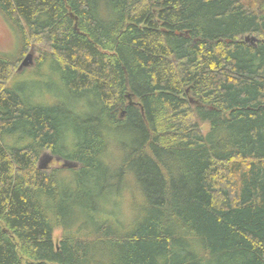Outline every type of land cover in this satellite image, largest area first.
<instances>
[{
	"label": "trees",
	"instance_id": "obj_1",
	"mask_svg": "<svg viewBox=\"0 0 264 264\" xmlns=\"http://www.w3.org/2000/svg\"><path fill=\"white\" fill-rule=\"evenodd\" d=\"M0 13L18 36L0 53V264H264V0ZM33 44L67 108L7 86ZM46 151L61 165L38 168Z\"/></svg>",
	"mask_w": 264,
	"mask_h": 264
},
{
	"label": "rangeland",
	"instance_id": "obj_2",
	"mask_svg": "<svg viewBox=\"0 0 264 264\" xmlns=\"http://www.w3.org/2000/svg\"><path fill=\"white\" fill-rule=\"evenodd\" d=\"M17 44H18V36L16 32L13 30L12 26L8 21L4 18V16L0 13V53L3 54H13L17 51ZM41 51H44L41 49ZM41 51L36 45H32L29 47L27 54H30V59L28 60V64L22 67L20 70L16 68L15 75L12 79L8 82L7 86L11 88H16L21 92L23 89L26 93H31L35 90L38 91L36 86H38L39 90L42 91L41 93L45 95L46 104H57L63 103L64 107L70 105V103L63 98L62 95L58 94L61 90V86L59 83V76H52L49 70V63H45L41 67H36L37 61L41 56ZM26 55H24L21 59L23 60ZM19 67V66H18ZM37 84V85H36ZM189 88V87H187ZM186 88V89H187ZM186 97H192L193 99L197 100L191 91L189 93L186 92ZM40 101V99H39ZM199 102V101H198ZM192 104V103H191ZM193 105V104H192ZM63 106V105H62ZM88 106H84V110L87 111ZM203 131L208 129V124L204 123ZM18 143L21 144L20 139L16 140ZM129 142V141H128ZM51 154L50 151H46ZM61 165V162L53 160L49 163V167H57ZM48 167V168H49ZM128 194H123L120 200V215L121 217H125L128 219L129 217L132 219L136 215V209L132 208V204L130 205ZM119 212V211H118ZM135 213V214H134ZM124 219V218H123ZM53 239L55 243L61 239V229L57 228L53 232Z\"/></svg>",
	"mask_w": 264,
	"mask_h": 264
},
{
	"label": "water",
	"instance_id": "obj_3",
	"mask_svg": "<svg viewBox=\"0 0 264 264\" xmlns=\"http://www.w3.org/2000/svg\"><path fill=\"white\" fill-rule=\"evenodd\" d=\"M257 37L256 36H251V35H246L245 36V41L249 42L251 44H255L257 41ZM30 59V54H27L26 57L22 60V62L20 63L18 70H20L22 67L26 66L28 64V60ZM186 92L189 93V88L186 89ZM129 96V95H128ZM189 101L192 104H197V100L193 99L192 97H189ZM53 155L45 152L44 154H42V156L40 157L39 161H38V168L40 169H46L49 167V163L53 160ZM55 160H58V158H55ZM62 166L64 167H76L77 163L76 162H71V161H64L62 163Z\"/></svg>",
	"mask_w": 264,
	"mask_h": 264
},
{
	"label": "flooded vegetation",
	"instance_id": "obj_4",
	"mask_svg": "<svg viewBox=\"0 0 264 264\" xmlns=\"http://www.w3.org/2000/svg\"><path fill=\"white\" fill-rule=\"evenodd\" d=\"M198 102V101H197ZM200 103L198 102L197 104H194V105H199ZM55 158L56 157H54V161H55ZM56 161H58V162H60V159H58V160H56Z\"/></svg>",
	"mask_w": 264,
	"mask_h": 264
}]
</instances>
